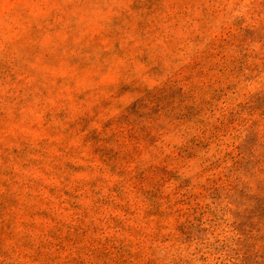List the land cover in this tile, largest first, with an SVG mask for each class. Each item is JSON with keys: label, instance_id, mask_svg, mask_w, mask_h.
<instances>
[{"label": "rangeland", "instance_id": "374dc122", "mask_svg": "<svg viewBox=\"0 0 264 264\" xmlns=\"http://www.w3.org/2000/svg\"><path fill=\"white\" fill-rule=\"evenodd\" d=\"M0 264H264V0H0Z\"/></svg>", "mask_w": 264, "mask_h": 264}]
</instances>
